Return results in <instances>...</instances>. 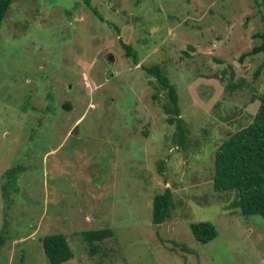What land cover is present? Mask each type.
<instances>
[{"label": "rangeland", "instance_id": "1", "mask_svg": "<svg viewBox=\"0 0 264 264\" xmlns=\"http://www.w3.org/2000/svg\"><path fill=\"white\" fill-rule=\"evenodd\" d=\"M92 5L104 19L84 0H13L1 25L0 264H50L40 239L54 233L74 250L63 264H264V218L213 184L218 148L264 93V53L240 59L262 42L264 0ZM156 63L176 86L187 148L143 68ZM166 188L171 217L155 225L153 198ZM199 221L218 230L205 244L191 230ZM102 227L115 234L92 249L82 232Z\"/></svg>", "mask_w": 264, "mask_h": 264}, {"label": "trees", "instance_id": "2", "mask_svg": "<svg viewBox=\"0 0 264 264\" xmlns=\"http://www.w3.org/2000/svg\"><path fill=\"white\" fill-rule=\"evenodd\" d=\"M84 2L99 18L104 19L92 5V0H84ZM12 3L13 0H0V28ZM255 36L262 38L261 44L244 52L241 60L249 55L264 53V31L257 32ZM120 40L126 53L129 56H134L138 63L137 52L133 46L122 38ZM263 65L258 68L256 75L259 74ZM143 68L148 74L157 78L159 88L166 90L167 99L162 105L165 113L168 114L167 122L176 126L173 142L187 148L190 145L189 131L187 122L181 116L176 86L170 81L160 63L150 66L143 65ZM242 84L243 81L239 83L235 81L232 73L229 78V88L235 90ZM154 96L157 97V93ZM259 101L251 121L246 126L230 132L218 148L215 155L213 184L214 189L220 193L235 192V199L231 207L238 209L243 215L259 214L264 218V93L259 97ZM24 170V166L20 165L8 169L5 173L8 186H15L20 173ZM4 194L7 197L8 192H4ZM171 210L172 192L166 188L164 192L157 193L153 198V224L164 223L171 217ZM191 230L195 239L201 244L209 242L218 234L217 227L210 221L192 223ZM82 234L92 249H95L96 244L114 236L115 230L112 227H102L84 230ZM40 240L50 264H63L74 257V250L66 235L62 233L47 234ZM5 242L6 237L3 231L0 233V249ZM173 242L186 248L185 243L174 240Z\"/></svg>", "mask_w": 264, "mask_h": 264}, {"label": "water", "instance_id": "3", "mask_svg": "<svg viewBox=\"0 0 264 264\" xmlns=\"http://www.w3.org/2000/svg\"><path fill=\"white\" fill-rule=\"evenodd\" d=\"M109 59H110V60L113 59L112 55L110 56ZM72 133H73V134H77V133H78V126H75V128L72 130Z\"/></svg>", "mask_w": 264, "mask_h": 264}]
</instances>
